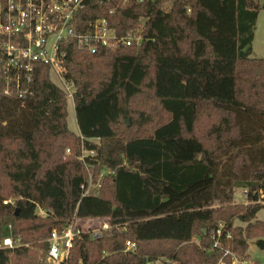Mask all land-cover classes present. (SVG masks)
<instances>
[{"label":"trees","instance_id":"1","mask_svg":"<svg viewBox=\"0 0 264 264\" xmlns=\"http://www.w3.org/2000/svg\"><path fill=\"white\" fill-rule=\"evenodd\" d=\"M262 9L87 0L85 26L107 19L119 35L140 30L142 43L62 44L78 132L50 66L36 65L32 95L0 93V245L21 239L0 248V264H47L51 233L89 219L109 227L98 238L85 227L65 264H233L226 250L243 260L251 240L264 250V204L235 199L242 189L256 202L264 189V58L251 56ZM83 148L94 151L85 161ZM91 174L101 186L83 196Z\"/></svg>","mask_w":264,"mask_h":264},{"label":"built area","instance_id":"2","mask_svg":"<svg viewBox=\"0 0 264 264\" xmlns=\"http://www.w3.org/2000/svg\"><path fill=\"white\" fill-rule=\"evenodd\" d=\"M143 1V0H139ZM87 0H0V93L15 94L26 98L33 94V74L37 64L50 66L52 72L60 79L69 99H74V84L64 78L65 51L62 44L71 41L80 49L96 53L100 49H116L119 45L142 43L140 30L119 35L107 19L98 18L89 21L86 26L80 20V13L86 7ZM79 19V20H78ZM74 103V101H73ZM69 151V150H68ZM94 151L82 149L81 160ZM104 173L101 174L103 176ZM101 186L91 174L87 183L82 185L83 196ZM245 205L250 203L264 204V189L257 191L258 201L249 202V193L243 190ZM10 203H14L10 201ZM43 214V211H41ZM74 221L63 232L54 230L48 242L47 264L67 263L74 239L86 230L77 226ZM109 226L88 230L93 238L101 236L102 230ZM225 233V223L218 225L214 246L220 245L219 239ZM230 238V232L226 235ZM21 245V239L15 241L6 237L0 248H15ZM127 250H134L135 243L127 241ZM226 255L233 259V264H246L238 255L226 250ZM219 264H225L222 260Z\"/></svg>","mask_w":264,"mask_h":264},{"label":"rangeland","instance_id":"3","mask_svg":"<svg viewBox=\"0 0 264 264\" xmlns=\"http://www.w3.org/2000/svg\"><path fill=\"white\" fill-rule=\"evenodd\" d=\"M260 4H264V0H257ZM201 33L206 34L207 27L204 25L203 19L201 20ZM251 56L255 58H264V9L259 12L257 23L255 26V37L252 42V51ZM53 81L62 85L60 79L56 76V74L52 73ZM69 115H68V126L74 132L79 131V127L77 124L76 113L74 109V103L71 99H69ZM243 190L240 189L236 193L235 199L238 203H244L245 198L243 196ZM258 219L264 221V208L258 213ZM105 224V221L101 219H89L83 222V227H102ZM240 224L238 220H236V225ZM250 247L248 251L249 258H247L246 264H264V250L260 249L255 241L251 240Z\"/></svg>","mask_w":264,"mask_h":264}]
</instances>
